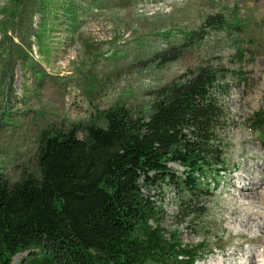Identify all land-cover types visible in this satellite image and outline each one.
Here are the masks:
<instances>
[{
  "label": "rangeland",
  "instance_id": "374dc122",
  "mask_svg": "<svg viewBox=\"0 0 264 264\" xmlns=\"http://www.w3.org/2000/svg\"><path fill=\"white\" fill-rule=\"evenodd\" d=\"M202 67L221 74L215 94L225 111L226 171L192 201L199 215L181 213L176 188L142 192L160 207L164 239L205 244L195 264L257 256L264 145L247 119L264 94V0H0V177L37 176L43 134L103 127V112L117 105L148 116L162 89Z\"/></svg>",
  "mask_w": 264,
  "mask_h": 264
},
{
  "label": "trees",
  "instance_id": "16d2710c",
  "mask_svg": "<svg viewBox=\"0 0 264 264\" xmlns=\"http://www.w3.org/2000/svg\"><path fill=\"white\" fill-rule=\"evenodd\" d=\"M220 77L202 67L170 84L148 116L117 105L103 112V127L43 134L37 176L14 183L0 177V264L23 253V264H195L205 244L164 239L160 207L142 188H176L181 213L200 214L192 201L209 195L212 180L226 171L225 111L215 94ZM247 120L264 145V94Z\"/></svg>",
  "mask_w": 264,
  "mask_h": 264
},
{
  "label": "clouds",
  "instance_id": "9594fccd",
  "mask_svg": "<svg viewBox=\"0 0 264 264\" xmlns=\"http://www.w3.org/2000/svg\"><path fill=\"white\" fill-rule=\"evenodd\" d=\"M256 264H264V247L259 249V253L257 255Z\"/></svg>",
  "mask_w": 264,
  "mask_h": 264
},
{
  "label": "bare ground",
  "instance_id": "6f19581e",
  "mask_svg": "<svg viewBox=\"0 0 264 264\" xmlns=\"http://www.w3.org/2000/svg\"><path fill=\"white\" fill-rule=\"evenodd\" d=\"M250 260H257V256H254V257H251V258H245V259H243V261H242V263L241 264H249L250 262ZM217 264H221V263H217ZM222 264H224V262L222 263ZM251 264V263H250Z\"/></svg>",
  "mask_w": 264,
  "mask_h": 264
}]
</instances>
